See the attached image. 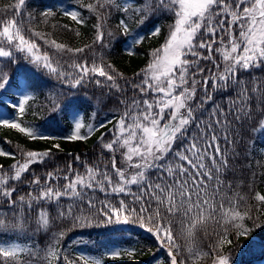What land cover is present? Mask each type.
<instances>
[{
	"label": "snow or ice",
	"instance_id": "obj_1",
	"mask_svg": "<svg viewBox=\"0 0 264 264\" xmlns=\"http://www.w3.org/2000/svg\"><path fill=\"white\" fill-rule=\"evenodd\" d=\"M25 7L26 0H15L0 8V59L17 63L15 53H26L34 69L55 75L69 89L94 83L122 93L123 79L133 96L120 101L124 110L119 119L98 125L82 122L74 95L63 103L52 99L53 112L72 110L74 128L64 139L87 140L100 128L113 125L99 140L102 153L110 154L109 163L88 164L77 155L74 160L83 172L69 164L63 175L53 171L28 179L25 174L31 165L52 154L48 149L23 152L22 162L8 168L0 165V206L11 212L10 216L0 213V237L6 238L0 239V264H41L37 246H22L21 237H28L30 230L47 236L57 221L67 219L73 226L86 227L96 214L102 225L132 223L144 229L166 250L167 264H234L224 251L233 243L229 234L248 238L264 231L257 216L264 215V193L254 192L255 203L248 204L249 197L235 192L225 175L227 146L238 155L233 139L239 134L237 128L248 125L257 138L264 136V75L254 74V70L264 72V0H91L83 8L96 22L91 44L82 47L49 41L38 31L26 35L31 30L25 25L34 17L22 16ZM113 13L120 16L116 27L122 36H129L130 22L136 25V36L124 50L128 56L146 36L161 35L160 15L171 16L163 43L136 73L138 79L127 80L106 61L103 49L114 35L106 24ZM52 14V9L40 13ZM64 15L81 26L90 18L79 9L65 10ZM32 36L68 55L70 62L55 64L47 52L40 53ZM36 87L31 80L14 83L13 76L0 68V108L13 116L0 124L32 140H51L54 137L22 127L15 119L24 116ZM9 91L12 97L6 95ZM251 146L256 147L255 139ZM53 148L60 150L59 144ZM7 156L15 159L0 150V157ZM25 180L29 190L22 194L16 185ZM33 214L35 228L28 223ZM209 227L216 238L202 251L193 242ZM64 236L63 231L53 233L54 242L41 250L45 264H104L99 258L62 254L57 244ZM181 239L188 242L186 249L178 242ZM26 251L28 258L22 259ZM122 253L131 257L134 250L106 255L116 259Z\"/></svg>",
	"mask_w": 264,
	"mask_h": 264
},
{
	"label": "trees",
	"instance_id": "obj_2",
	"mask_svg": "<svg viewBox=\"0 0 264 264\" xmlns=\"http://www.w3.org/2000/svg\"><path fill=\"white\" fill-rule=\"evenodd\" d=\"M15 0H0V8H3L9 3H14ZM91 2V0H26V7L22 12L23 17H28L31 14L34 18L28 21L25 25L27 29L31 31L26 35L31 36L32 32H40L42 36L51 41L55 39L59 43H64L70 47H82L85 44H91L93 37L92 25L96 22L95 17L83 8V5ZM45 9H52L53 14L48 17L40 15ZM79 9L85 17H90L87 23L83 26L78 25L75 21H72L69 17L64 15V11H73ZM11 15V13H9ZM170 18V17H168ZM120 16L117 13H113L108 19L106 27L108 30L114 33L113 37L108 38L109 46L103 49L106 55V61L111 63L115 70L122 73L124 78L131 81L138 79L136 73L145 68L151 60V52L160 47L164 41V36L167 34L169 19H163L160 15L157 20L158 25L161 27V35L155 37L146 36L141 44L135 46V54L128 56L125 49L129 48L133 39L131 33L129 36L124 37L120 34L116 25ZM67 25V28L64 27ZM131 31L136 29V25L130 22ZM130 31V32H131ZM79 32L80 35L76 33ZM141 35L145 33L141 32ZM36 41L39 46L40 53L47 52L52 58L53 62L58 65H64L70 62L68 55L58 54L54 48L49 44H46L43 39L35 36L31 37ZM99 50V49H98ZM17 63H13L8 59H0V68L5 73L13 76L14 82L16 79V73L18 70L25 75L27 80L33 81L37 87L34 89L36 94L29 101L26 106V112L21 118L27 127L40 126L47 127L54 132H58L59 135L55 138L59 140L60 150L53 148V144L48 140H32L24 133L18 132L15 129H9L0 124V150L9 152L14 155L0 157V165L8 168L11 164L17 160L22 162L23 152L37 151L43 152L48 149L52 150V154L45 158L43 163H34L31 165L29 173L25 176L31 179V174L37 176H45L48 172L56 171L62 175L67 171V166H72L80 172L84 171L81 164L74 160V156H79L81 162H87L88 164H100L103 165L109 163L108 157L110 154L104 152L99 146V140L102 133L108 132L112 128V124H107L105 128H100L98 131L92 133L87 140L71 141L64 139L69 136L67 133L73 128V121L69 118V111L53 112L52 99L55 98L61 103L68 99L69 95H74L78 99L76 108H81L84 113L86 122L95 113L98 116H107L113 123L116 119H119L120 114L124 110V106L120 104L121 100L128 99L133 96V89L130 85H125L124 80H120L119 83L125 89L122 93H116L114 90L109 92L107 87H100L94 83H85L83 86L77 89H69L66 84H61L55 75H49L47 71H41L34 69L31 64L27 62L26 53H15ZM70 55V54H69ZM89 55H91L89 53ZM254 74L257 76L264 75V72L254 70ZM99 79H103L98 77ZM221 98H217L220 102ZM103 114V115H102ZM250 126L246 125L245 128H237L238 135H233L235 140V152L238 155H233L232 146H227L225 155L229 159V168L226 172V178L234 186L235 192H239L241 195L249 197L248 204L255 203L251 199L254 192L264 193V136L257 138L250 130ZM103 129H105L103 131ZM83 132V131H82ZM105 140L110 139L109 136L104 137ZM256 140V147L251 146V141ZM16 187L23 194L29 189L27 187V180L24 184H17ZM115 200V199H113ZM2 203V202H0ZM7 208V206H6ZM259 222L264 223V215L257 213ZM28 223L31 228H35L34 214L29 218ZM251 226L252 222H247ZM101 226L82 227L73 226L71 219L57 221L51 228L49 234L45 236L43 233L33 234L31 230L28 233L30 239L37 242L40 248L44 249L50 243L53 242L52 234L63 231L65 233L64 241L74 237L83 236L87 242L94 248H100L99 246L107 245L110 239H122L126 237L128 233H135L136 226L129 223L122 226L111 224L102 225L99 221L96 223ZM125 226H132L131 230L125 228ZM140 235L147 236V232L144 229H136ZM220 231V229H216ZM213 228L209 227L208 233L200 232L196 236V240L199 245L205 249L213 243L215 235ZM11 234V233H10ZM12 235V234H11ZM251 236H257L264 239V231L253 232ZM229 239L233 243L227 247L233 248L236 246L237 250L239 244L245 240V237H237L235 232L229 234ZM146 256L140 252L136 253V257L121 255L119 258H108L107 264H141L142 259ZM28 255L22 259H27ZM41 264H45L43 257L39 254Z\"/></svg>",
	"mask_w": 264,
	"mask_h": 264
},
{
	"label": "rangeland",
	"instance_id": "obj_3",
	"mask_svg": "<svg viewBox=\"0 0 264 264\" xmlns=\"http://www.w3.org/2000/svg\"><path fill=\"white\" fill-rule=\"evenodd\" d=\"M161 16L163 17V19H166V18L169 19L167 26L172 22L171 16L169 14H163ZM130 33L132 37H135L136 29L132 30ZM24 82H25V79L22 78L20 81V84H23ZM11 93L13 92L9 91L8 93H6V95L9 97H12ZM78 109L79 111L77 115L85 125H89V124L98 125L100 122L103 121L105 117V115H103L101 118L95 117V115H92L91 118L88 120V122H86L85 118H83L84 116H83L82 110L80 108ZM70 112H71L70 117L73 121L72 110H70ZM2 119L12 120L13 116L10 114L9 110L5 108H0V120ZM15 119H16V122L21 123L22 127H26L25 123L22 121L20 117H15ZM32 128H34L35 130L39 131L40 133L44 135L55 137L51 131L45 128H42V127H32ZM73 128L67 132L69 135L71 134ZM82 131H85V130H82ZM96 195L98 199H103L101 194L97 193ZM116 202H117L116 200H113V203H116ZM0 213H8L9 216L11 215V212L9 211L8 208H6V206H0ZM100 219H102V217L98 216L97 214L94 215L92 223L86 227L90 228L95 225L101 226V225L96 224ZM133 235L134 233H128L126 234V237L122 239L111 240L108 246L102 247L101 249L97 247L96 248L92 247L83 236L73 237L65 241L64 243L59 242L57 244V247L62 249V254L68 255L72 257L73 259H75L76 257L80 255H85V256L102 259L104 261V264H107L106 261H107V258L109 257L108 255H106V253H109L114 250H128V249L134 250V255L131 257L135 258L136 253H140V252H142L146 256L145 258L142 259L141 264H167L166 250L158 247V243L155 241L154 237H152L149 233H147V236H140L139 234L135 236ZM0 239H6V238L0 237ZM178 242L182 245L183 249H186L188 242L184 241L183 239H181ZM193 243L196 247L200 248L202 251H207V249L199 245L196 239ZM22 246L29 248V246L23 243H22ZM235 249H236V246L233 248L226 246L224 249L225 253L231 254L234 264H264V259H262L263 253H264V240L263 239L259 237L249 236L242 243L239 244V248L237 250ZM234 251H236V253ZM185 254H186V251H185ZM122 255L124 254L122 253ZM43 256H44V252H43ZM124 256H127V255H124ZM154 256H155V259L153 258ZM200 264H204V262L201 261Z\"/></svg>",
	"mask_w": 264,
	"mask_h": 264
}]
</instances>
